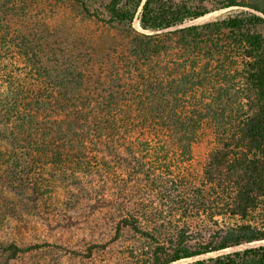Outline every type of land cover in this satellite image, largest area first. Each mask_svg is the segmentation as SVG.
<instances>
[{
	"label": "trees",
	"instance_id": "trees-1",
	"mask_svg": "<svg viewBox=\"0 0 264 264\" xmlns=\"http://www.w3.org/2000/svg\"><path fill=\"white\" fill-rule=\"evenodd\" d=\"M82 203L93 264L264 242V0H0V223ZM183 264H264V244Z\"/></svg>",
	"mask_w": 264,
	"mask_h": 264
},
{
	"label": "rangeland",
	"instance_id": "rangeland-1",
	"mask_svg": "<svg viewBox=\"0 0 264 264\" xmlns=\"http://www.w3.org/2000/svg\"><path fill=\"white\" fill-rule=\"evenodd\" d=\"M233 10L228 9L214 12L216 14L211 13V15L209 14L210 16L187 25L201 23L226 15H234L236 11ZM48 23L50 28L56 29L58 24L62 28L64 22L63 18L56 17L55 19H49ZM63 26L67 27V25ZM133 28L140 30L136 21L133 22ZM62 29L65 30L66 28L63 27ZM68 31H70L69 34L73 33L71 29ZM85 32L83 28L81 34ZM70 218L71 220L69 222L66 221V223H58L55 220L49 221L46 219H30L27 224L19 226L6 224V222L0 223V244L6 241H15L21 247L31 246L29 251L19 254L9 264H93L86 261V248L89 244L98 242V238L94 234L98 233L100 225L104 223L103 213L97 210L94 211L93 207L82 203L72 208ZM100 218L102 220H99ZM241 249L244 248L220 254ZM1 261L2 258L0 256V264ZM186 262L189 261L179 264Z\"/></svg>",
	"mask_w": 264,
	"mask_h": 264
},
{
	"label": "bare ground",
	"instance_id": "bare-ground-1",
	"mask_svg": "<svg viewBox=\"0 0 264 264\" xmlns=\"http://www.w3.org/2000/svg\"><path fill=\"white\" fill-rule=\"evenodd\" d=\"M213 14H216V13H213ZM210 15H206L205 17L210 16ZM205 17H203V18H205ZM203 18H200V19H203ZM200 19H198V20H200ZM259 244H264V242L250 244V245H246V246H240V247H237V248H232V249L224 250V251H221V252L211 253V254L203 255L201 257H195V258H192V259H189V260H183V261H180V262H177V263H174V264H179V263H182L184 261H192V260H195V259H198V258L200 259V258H205V257H210V256H216V255H219L220 253H223V252H226V251L240 249V248H248V247L256 246V245H259Z\"/></svg>",
	"mask_w": 264,
	"mask_h": 264
}]
</instances>
